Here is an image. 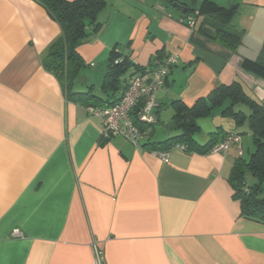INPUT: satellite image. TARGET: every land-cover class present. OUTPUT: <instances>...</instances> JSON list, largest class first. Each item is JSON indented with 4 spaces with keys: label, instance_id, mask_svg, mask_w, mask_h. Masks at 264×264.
<instances>
[{
    "label": "crops",
    "instance_id": "obj_1",
    "mask_svg": "<svg viewBox=\"0 0 264 264\" xmlns=\"http://www.w3.org/2000/svg\"><path fill=\"white\" fill-rule=\"evenodd\" d=\"M204 1L106 0L101 29L78 49L86 66L75 90L101 103L115 97L102 89L115 55L142 68L178 56L157 95L158 123L144 127L136 148L121 136L104 139L101 119L44 68L62 35L50 12L37 0H0V264H94V245L105 264H264V223L241 215L228 181L238 149L177 148L164 163L146 145L149 135L161 142L181 134L176 102L191 108L234 82L264 100V80L241 68L264 50V0H207L234 9L226 27L242 37L235 51L211 37L217 25L208 14L193 29L181 22L185 7ZM224 107L197 120L205 135L195 139L205 145L214 132L239 133L248 160L249 126H236ZM161 124L169 126L159 132ZM240 130L251 136L246 145Z\"/></svg>",
    "mask_w": 264,
    "mask_h": 264
},
{
    "label": "trees",
    "instance_id": "obj_2",
    "mask_svg": "<svg viewBox=\"0 0 264 264\" xmlns=\"http://www.w3.org/2000/svg\"><path fill=\"white\" fill-rule=\"evenodd\" d=\"M37 1L50 12L62 29L61 37L51 46L47 56L43 59V66L61 82L67 98L77 99L86 107H105L119 101L128 87V85L124 86L126 83L124 76L131 69L138 71L142 69L132 64L127 57L122 59L114 54L115 56L106 69L102 89L105 93L112 92L114 98L101 103L99 98L90 91L80 93L75 90L78 74L81 68L86 66L78 49L88 43L101 29L102 24L98 20V15L106 7V0ZM186 8L188 12L185 15L199 11L200 15L206 13L214 18L217 28L210 31L213 32L216 41L224 47L235 51L242 45L241 35L226 27L229 17L235 12L234 9L220 8L207 0L201 4L199 10L189 6ZM118 60L120 61L116 63ZM241 68L264 80V50L257 60L243 59ZM175 105L176 112L172 122L181 134L161 142L153 141L149 135L146 145L150 148V152L170 151L176 145H185L187 152H211L214 146L225 139L226 135L223 131L214 132L207 144L198 143L195 139V135L200 131L197 120L209 117L214 108L225 105L223 114L232 118L236 126L241 127L248 124L254 144V151L250 158L248 160L243 158V153L239 155L229 176L228 181L234 191L233 197L240 202L241 215L244 218L264 223V100L261 102L255 100L244 91L239 82H234L229 86H219L207 98L198 100L191 108L180 102H176ZM237 105H246L250 113L236 111ZM138 108L131 113V116L134 124L145 136L144 127L154 126L158 123V118L155 124L139 122ZM248 175L255 178L253 184H249Z\"/></svg>",
    "mask_w": 264,
    "mask_h": 264
},
{
    "label": "built area",
    "instance_id": "obj_3",
    "mask_svg": "<svg viewBox=\"0 0 264 264\" xmlns=\"http://www.w3.org/2000/svg\"><path fill=\"white\" fill-rule=\"evenodd\" d=\"M200 13H190L182 17L181 22L190 28H195ZM120 60L116 61L118 63ZM177 55L167 56L163 63L156 68L144 67L141 70L132 69L133 74L128 87L119 101L105 107H89L91 115L101 119L103 123L102 137L121 136L128 140L136 148L140 146L144 133L134 124L131 113L139 107L137 119L145 124L157 123V117L153 110L157 107V95L164 88L166 78L172 67L178 64ZM232 147H236L242 155V138L239 134L229 133L225 139L213 147L212 153H227ZM186 150L185 145H176L174 149ZM154 151L152 154L162 162L170 161L171 151ZM14 236L22 237L20 231H14ZM94 264H105L104 251L94 245Z\"/></svg>",
    "mask_w": 264,
    "mask_h": 264
},
{
    "label": "rangeland",
    "instance_id": "obj_4",
    "mask_svg": "<svg viewBox=\"0 0 264 264\" xmlns=\"http://www.w3.org/2000/svg\"><path fill=\"white\" fill-rule=\"evenodd\" d=\"M196 8H198V7L196 6ZM167 126H169V125L161 124V125H159V127H157V129H158L159 132H161L162 130L165 131V129L167 128ZM240 132H242V134H243V141H244V144L246 145L250 141L249 139H250L251 136L249 134H246V132H243L242 130H240ZM204 135H205L204 132L203 133L198 132L197 135H196V137L199 138L200 136H204ZM245 158H247V156H245Z\"/></svg>",
    "mask_w": 264,
    "mask_h": 264
},
{
    "label": "water",
    "instance_id": "obj_5",
    "mask_svg": "<svg viewBox=\"0 0 264 264\" xmlns=\"http://www.w3.org/2000/svg\"><path fill=\"white\" fill-rule=\"evenodd\" d=\"M179 5L178 3L175 4V6ZM184 12L187 13L188 12V9L185 7L184 9ZM211 34V37L214 38V34L213 32L210 33ZM188 118L191 120V117L188 116Z\"/></svg>",
    "mask_w": 264,
    "mask_h": 264
}]
</instances>
